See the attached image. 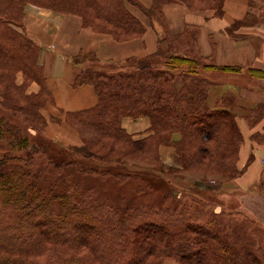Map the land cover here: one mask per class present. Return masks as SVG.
<instances>
[{"label": "trees", "instance_id": "trees-1", "mask_svg": "<svg viewBox=\"0 0 264 264\" xmlns=\"http://www.w3.org/2000/svg\"><path fill=\"white\" fill-rule=\"evenodd\" d=\"M198 1L207 4L194 9L207 7L219 15L223 11L224 0ZM21 2L79 15L83 26L125 40L145 31V25L129 9V4L143 8L148 16L163 22L162 5L167 0H152L149 8L138 0H0V67L7 69L5 74L13 89L18 88L12 85L11 72L18 68L22 69L28 84L36 81L40 85L37 93L11 95L9 101L16 104V112L42 125L45 118L40 108L52 102V97L38 61L40 48L27 37L23 25L22 32L9 27L15 22ZM182 2L192 7L186 0ZM167 44L160 43L153 56L136 59L131 73L95 66L96 58L92 55L74 57L75 63L85 64L74 83L91 84L97 94V103L91 108L67 112L66 120L81 137L90 138L96 144L120 142L118 144L135 147L143 154L170 141L171 134L176 132L180 139L175 143L179 150L185 151L189 161L203 150L212 161L218 159L223 168L220 160L238 154L242 134L237 114L233 112V98L225 95L217 106H209L208 82L200 76V71L239 72L241 69L205 63L193 56L163 55L162 49ZM158 57L162 66L155 67L153 62ZM143 72L147 73L146 83L140 82L143 76L136 77ZM174 72H179L185 83L175 91H168L158 81ZM117 73L131 76H124L127 81L116 82ZM248 73L264 78L262 69L249 68ZM148 78L153 83H148ZM0 107V264H33L39 256H47L44 264H161L160 259L164 257H176L186 264H264V256L260 260L252 249L251 240L246 245L229 242L215 224L201 223L170 206H160L157 214L153 209L138 208L118 213L104 202L80 203L68 190L43 193L33 180L28 164L19 166L22 159L16 153L27 147L35 134L24 136L1 111L4 105ZM141 116L150 119L151 133L134 139L122 126L121 119ZM39 139L43 147H51L49 158L55 165L73 164L92 172L109 166L95 159L101 156L91 150L65 147L44 136ZM231 161L224 162L226 170L236 175L239 170L227 166V163H235L234 159ZM116 169L115 175L124 181L139 179L147 185L162 183L193 196L209 190V187L193 185L181 188L155 170L133 164ZM150 256L154 259L149 260ZM23 260L27 262L22 263Z\"/></svg>", "mask_w": 264, "mask_h": 264}, {"label": "crops", "instance_id": "crops-1", "mask_svg": "<svg viewBox=\"0 0 264 264\" xmlns=\"http://www.w3.org/2000/svg\"><path fill=\"white\" fill-rule=\"evenodd\" d=\"M261 5V0H224L223 11L219 15L214 10H191L184 4L172 2L163 5V22L153 19L151 26L145 14L136 13L129 6L146 30L124 42H117L108 34L83 26L79 15L27 5L24 31L40 48L38 61L52 97V102L40 109L47 121L44 134L63 146L79 144L77 131L66 120V113L91 108L97 103V94L91 84L74 83L85 67L84 63H75L74 57L92 55L96 58L94 65L103 67L129 58L148 57L156 52L160 43L183 39L187 47H181L179 53L195 55L188 47L192 43L196 55L199 53L205 63L241 69L239 72L201 70L200 76L208 82L209 106H217L225 95H232L233 109L240 116L237 122L243 134L237 164L244 170L229 186L228 194L236 198V209L264 226V78L248 73L249 68L264 70ZM192 30L196 31V40L188 42V38H193L189 32ZM39 90L40 85L31 82L26 92L35 94ZM249 115L252 121L246 119ZM150 125L147 116L122 120L126 131L135 135L148 132Z\"/></svg>", "mask_w": 264, "mask_h": 264}, {"label": "rangeland", "instance_id": "rangeland-1", "mask_svg": "<svg viewBox=\"0 0 264 264\" xmlns=\"http://www.w3.org/2000/svg\"><path fill=\"white\" fill-rule=\"evenodd\" d=\"M138 1L141 2L140 0ZM186 1L191 4L193 8L182 2V0H167V2L164 4L178 2L184 4L191 10H199L194 8L195 6H200L202 4L198 0ZM261 1V7L264 13V0ZM251 3L252 1L250 2V4ZM29 4L37 8L51 10L35 3L21 2L17 8V17L15 19V22L10 24L9 26L12 31H14L15 29L19 32H22L21 25H23L25 9ZM141 4L146 8H149L152 4V0H148L147 3L141 2ZM203 4L207 3L204 2ZM129 6L132 7V9H134L136 13L145 14V19H149L148 23L150 24V26L152 25V20L157 19L155 17L148 16L143 8H138L137 6L131 4H129ZM201 9L204 8H200V10ZM205 9L214 10L207 7H205ZM189 32L192 34L193 38H188L187 41L189 42L191 39L196 40V31L192 30ZM98 33L108 34L117 42H124L137 37L135 36L125 40H117L110 33ZM183 41V39L176 38L174 42L168 43L167 47H164L162 49L163 55H183L179 53L182 51L183 47H187L184 45ZM188 47H191L189 48V50L195 53V55L188 56L197 57L198 59L203 60L200 57L199 53H197L196 55V49L193 48L195 46L192 43H189ZM153 54L154 53H152L151 55L153 56ZM151 55H148V57ZM159 59L161 58H156V62L152 61L153 66H162V60L160 61ZM135 60L136 59L134 58H129L123 62L117 64L109 63L108 65H104L103 67L112 72L126 70L130 71L129 73H131L134 72L133 70L136 65ZM95 66L102 65L96 64ZM5 73H8L7 69L0 67V106L4 105V109H2L1 111H4L3 114L9 118V121L12 124L17 125L21 129L24 136H29L31 135V133L35 134V136L31 138L30 144H28L27 147L18 150L16 153L22 159L19 166L28 164L29 170L33 175V180L41 188L43 193L46 194L51 191L58 192L68 190L76 196L77 201L80 203L98 204L104 202L105 204L112 206L117 212H122L126 209L133 210L138 208L141 210L144 209L149 211L153 209L157 214L158 212L156 211L160 209V206H163L164 208H169L170 206L172 209L176 210L179 213H185L187 216H193L201 223L211 222L215 224L218 229L223 230L224 234L226 235V239L229 242L233 243L234 241H236L237 245H246L251 240L250 242H253L252 249L256 252L260 260L261 257L264 256L263 223L256 222L248 214L241 212L239 209H236L235 204L237 203H234V201L237 202L236 198L228 194L229 186L236 182V179L243 173L244 170L243 168H239L237 164L239 158V150L238 154L236 156L234 155L235 157H230L228 159L226 158L225 161L221 159L220 162L222 163L223 168H220L221 165L218 164V159H214L217 161H212L210 157L206 156L202 152L203 150H199L197 156L194 157L193 160L189 161L186 157L185 151L179 150L180 147L175 143V141L180 139V134L176 132L171 134L170 141L168 140L162 142L156 146V150L154 149L153 151L147 153L144 152L145 154H143L140 153L142 151H137L138 149L135 147L118 144L120 142L113 144H110V142H108L104 145L96 144L90 138L81 137L78 131L75 129L77 131L79 144L66 145L65 147H82L84 149L91 150L93 153L101 156V158L95 157V159L103 161L107 163L106 165L109 164V166L100 169L99 172H92L82 170L79 167L73 166V164L55 165L49 158L51 147H43L42 144L39 143V138H41V136L47 137L43 132L47 125L46 118L45 122H42V125H40L37 120L34 121L32 118H27L24 113L16 112V104H12L9 101V96L11 95L19 96V93H21V95H24L26 93L28 83L25 80L22 69L20 71L18 68L15 72H11L13 80L12 85H14V87L18 89H13L12 86V88L9 86L10 84L8 82V77ZM146 75L147 73L143 72V75H137L136 77L143 76L142 78L140 77V82L146 83V80L144 79L147 78ZM124 76L131 75H120L117 73L115 74L116 79L114 80L116 82L127 81V79H123L125 78ZM182 77L183 76L179 74V72H174L173 75L165 77L167 78V80L165 78H161L158 82L161 83L162 86L165 87V89H167L168 91H175L181 88L185 83ZM147 82L153 83V80L151 78H148ZM112 83H114V81ZM230 97L232 96L230 95ZM48 103L50 102H46L43 106ZM233 112H235L234 109ZM239 117L240 116L237 115L236 120ZM124 118L132 117H123L121 119V124ZM246 119L252 121L250 115L249 117L247 116ZM36 129L39 130V133L38 131L36 132ZM149 130L148 132L144 131L137 133L136 135H131L134 139L141 138L151 133ZM37 138L39 140H37ZM56 143L60 144L59 142ZM102 156L107 159H104ZM119 159H121V161H118ZM233 159L235 160V163H227V166L232 167L234 170H239L238 174L236 175H233V172L226 170L227 167H225L226 164H224V162L227 161L232 162L231 160ZM128 164H133L134 166L141 168L153 169L158 172L159 175L167 178L169 181L173 182L181 188L193 185L202 188L209 187V190L196 193V196H193L188 193H181L180 191L164 186L162 183L147 185L145 182L139 179L129 181L119 179V177L115 175V171H117L116 168L124 165L127 166ZM110 171L112 173H110ZM236 212L238 214L237 216H234ZM46 258L47 256L36 257V260L33 264H44ZM148 259L152 260L154 258L153 256H150L148 257ZM160 261L161 264H186L176 257H164L161 258ZM25 262L27 261H22V263Z\"/></svg>", "mask_w": 264, "mask_h": 264}]
</instances>
